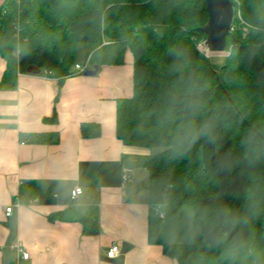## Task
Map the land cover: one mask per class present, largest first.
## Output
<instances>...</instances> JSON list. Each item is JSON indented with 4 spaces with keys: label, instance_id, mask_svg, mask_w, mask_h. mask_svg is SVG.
Masks as SVG:
<instances>
[{
    "label": "trees",
    "instance_id": "trees-1",
    "mask_svg": "<svg viewBox=\"0 0 264 264\" xmlns=\"http://www.w3.org/2000/svg\"><path fill=\"white\" fill-rule=\"evenodd\" d=\"M232 1L230 55L218 71L198 48L206 40L205 0L0 5L1 90H14L29 66L62 83L73 74L80 43L90 45L87 57L99 69L123 65L132 53L133 91L116 100V133L126 145L162 149L144 162L151 202L193 210L194 242L163 246L177 264H264V0ZM81 132L97 137L100 128L84 124ZM35 140L56 143L59 136ZM36 187L23 182L20 200L34 197ZM49 219L98 232V217L76 207Z\"/></svg>",
    "mask_w": 264,
    "mask_h": 264
},
{
    "label": "crops",
    "instance_id": "crops-1",
    "mask_svg": "<svg viewBox=\"0 0 264 264\" xmlns=\"http://www.w3.org/2000/svg\"><path fill=\"white\" fill-rule=\"evenodd\" d=\"M5 68L0 56V82ZM132 91L130 51L123 65H104L94 76L73 68L59 83L18 73L14 90L0 89V264H177L163 246L177 244L188 232L191 212L151 202L144 167L149 150L117 137L116 100ZM84 124L98 125L99 136H83ZM55 132L56 143L35 140ZM125 173L131 178L127 184ZM27 180L37 187L24 203L19 189ZM77 187L83 192L72 199ZM69 207L96 215L98 232L86 234L79 222L49 219ZM16 243L28 259L15 253ZM112 244L119 253L109 258Z\"/></svg>",
    "mask_w": 264,
    "mask_h": 264
},
{
    "label": "water",
    "instance_id": "water-1",
    "mask_svg": "<svg viewBox=\"0 0 264 264\" xmlns=\"http://www.w3.org/2000/svg\"><path fill=\"white\" fill-rule=\"evenodd\" d=\"M205 6L209 17L206 24L200 27V31L206 35L204 44L211 53H224L227 50V38L232 34L235 3L232 0H205ZM40 71L36 66L27 68V73L32 75H38ZM98 71L99 66L94 65L84 75L94 76Z\"/></svg>",
    "mask_w": 264,
    "mask_h": 264
},
{
    "label": "rangeland",
    "instance_id": "rangeland-1",
    "mask_svg": "<svg viewBox=\"0 0 264 264\" xmlns=\"http://www.w3.org/2000/svg\"><path fill=\"white\" fill-rule=\"evenodd\" d=\"M237 28L240 29V24H237ZM242 30L246 31V28H243ZM204 42H201L198 45V48L201 51L205 52L206 56L209 57V60H210L212 69L214 71H218L220 69V67L225 63L226 57L230 55V51L229 50H226L224 53H211V52H207V50H206L207 48H206ZM90 49H91L90 45H88L86 43H80V44H78L77 51H76V56H75V62L76 63H79V64H84V62L86 61V58L88 56V52L90 51ZM92 67H93V65L90 64V68L89 69H92ZM148 150L150 152V156H153V155L159 153L162 149L155 147L153 149H148ZM147 177H148V175H147ZM186 210H188V211L191 212V220H190V225L191 226H189L186 223V225L189 226L188 229L186 230L188 232L185 233L180 238H178V240H176V241H178L177 243H185V244L193 243L194 242V239H195V234L199 230V228L193 223V210H192V208L191 207H186ZM162 211H164V210H162ZM259 212L264 213V209L260 210ZM165 213L166 212H164V214ZM86 214H88V213H86ZM91 216H93V215H91ZM186 239H189V240H186Z\"/></svg>",
    "mask_w": 264,
    "mask_h": 264
},
{
    "label": "built area",
    "instance_id": "built-area-1",
    "mask_svg": "<svg viewBox=\"0 0 264 264\" xmlns=\"http://www.w3.org/2000/svg\"><path fill=\"white\" fill-rule=\"evenodd\" d=\"M90 57L86 58V61L84 62V64H79L76 63L74 68L78 73L83 74L86 70H88L90 68ZM131 180L130 175L128 173H125L122 177V182L123 184H127L129 181ZM83 192L82 188L77 187L75 189L72 190L71 192V197L72 199H76L79 195H81ZM12 212V207L9 206L6 208V213L7 215H10ZM13 250L15 251V253L22 255L23 259H28L29 257V253L25 251V248L22 244L20 243H16L13 246ZM119 253V248L117 245L112 244L107 252V256L109 258H114L115 256H117Z\"/></svg>",
    "mask_w": 264,
    "mask_h": 264
},
{
    "label": "bare ground",
    "instance_id": "bare-ground-1",
    "mask_svg": "<svg viewBox=\"0 0 264 264\" xmlns=\"http://www.w3.org/2000/svg\"><path fill=\"white\" fill-rule=\"evenodd\" d=\"M206 49V48H205ZM207 50V49H206ZM207 52H209L208 50H207Z\"/></svg>",
    "mask_w": 264,
    "mask_h": 264
}]
</instances>
